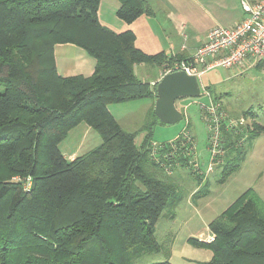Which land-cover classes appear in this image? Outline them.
Returning <instances> with one entry per match:
<instances>
[{
	"label": "trees",
	"instance_id": "16d2710c",
	"mask_svg": "<svg viewBox=\"0 0 264 264\" xmlns=\"http://www.w3.org/2000/svg\"><path fill=\"white\" fill-rule=\"evenodd\" d=\"M101 2L0 0V264H137L160 252L156 224L168 206L179 205L177 183L157 168L171 172L164 160L174 156L189 166L193 139L182 135L154 151L160 121L153 111L137 147V134L108 107L157 99L156 86L136 76L137 65L170 67L187 58L145 54L134 32L99 22ZM118 2L117 16L128 25L154 15L146 0ZM59 44L94 59L92 76H62ZM83 123L102 143L67 160L60 145ZM223 143L235 152L231 137ZM263 211L249 189L210 223L211 244L188 242L214 253L202 264H264Z\"/></svg>",
	"mask_w": 264,
	"mask_h": 264
},
{
	"label": "rangeland",
	"instance_id": "374dc122",
	"mask_svg": "<svg viewBox=\"0 0 264 264\" xmlns=\"http://www.w3.org/2000/svg\"><path fill=\"white\" fill-rule=\"evenodd\" d=\"M149 2L155 10L157 8L159 20H143L141 17L129 27L137 35L138 48L141 47L148 55L158 53L156 45L152 43H156L159 37L164 38V24L168 22L164 13L167 5L172 13L168 29L173 31L177 28V33L187 35V38H180L179 33L176 35L179 40L176 48L186 43L193 49L208 27L213 24L229 25L232 18V22L236 20L233 14H222L213 9L207 14L201 7L202 0ZM237 14H241L239 10ZM100 21L115 33L128 29V24L119 19L114 8L109 7L108 0L102 6ZM155 67L138 65L135 69L136 76L140 81L146 82L148 75H154L159 82L170 68L159 65ZM198 80L202 93L200 97L176 101V108L183 114V119L172 125L158 122L153 130L154 151L163 144L172 143L179 136L188 135L193 139L194 152L189 166H184L178 161L179 156H174V160H164L166 163L170 162L171 172H167L165 164L162 169L157 168V172L160 171L164 177L177 183L180 202L177 208L168 206L156 224L155 236L161 247L160 252L141 259L137 264L209 262L214 253L207 247L194 246L188 242L189 239H196L204 245L211 244L210 239L214 237L209 228L210 223L249 189L256 192L264 208V67L249 68L244 63L232 69L216 68ZM2 91L0 87V93ZM155 103L156 98L108 107L124 130L137 134V147L142 146L147 135V131L140 130L148 121L150 112L154 111ZM210 107H218L220 131L216 145L213 143V132L208 127ZM223 125L228 137L235 141V144L232 143L235 150L233 153L225 152L223 148V141L228 139L222 133ZM88 128L83 123L68 134L60 145L63 154L81 156L101 145L99 134L91 128L87 132ZM254 136L256 138L252 139ZM217 153L219 157H216ZM197 191H200V196L193 200Z\"/></svg>",
	"mask_w": 264,
	"mask_h": 264
},
{
	"label": "built area",
	"instance_id": "2783aa9c",
	"mask_svg": "<svg viewBox=\"0 0 264 264\" xmlns=\"http://www.w3.org/2000/svg\"><path fill=\"white\" fill-rule=\"evenodd\" d=\"M240 3L245 14L242 21L232 28H211L206 42L191 57L171 65L165 75L183 71L199 79L208 71L216 68L232 69L244 64L248 59H251L254 65H264V0H240ZM208 110L211 114L207 117L208 127L213 132V143L216 145L220 131L218 107H210ZM26 182L25 188L29 191L31 179ZM213 240L214 238H211L210 242Z\"/></svg>",
	"mask_w": 264,
	"mask_h": 264
},
{
	"label": "crops",
	"instance_id": "0c3cea01",
	"mask_svg": "<svg viewBox=\"0 0 264 264\" xmlns=\"http://www.w3.org/2000/svg\"><path fill=\"white\" fill-rule=\"evenodd\" d=\"M146 1L148 2V5L150 6V8L153 10L154 15H152V16H141L143 18V20H145V19H158L159 20L158 13L156 11L157 8L155 10L154 6L150 4L149 0H146ZM160 1L162 2V0H160ZM105 2H106V0H102V2L100 4L99 13H98L99 19L101 18L102 6ZM108 2H109V7L114 8V12H115V14H117V11L120 8V4H119L118 0H108ZM213 3H215V4L212 5ZM201 7L203 10H205V12L207 14L209 13L208 11L212 10V9L215 12L219 11L222 14H224L225 12H226V14H233V17L236 18V20L234 22H232L233 21V18H232L229 25H221L222 27H225V28L234 27L236 24H238L240 21H242L243 18L245 17V14H244L243 9L241 7L240 0H202ZM238 10L241 13L239 16L237 14ZM164 13H165V18H167V20H168V22H165V24H164V30H163V33H164L163 37L164 38L159 37L158 41L156 43H152V44L156 45L157 52H158L157 54L164 53L168 57H173L176 55H184L186 58L191 57L195 53V51L198 48H200L206 42L208 32L210 31L211 27L214 26V24L211 25L210 27H208L207 31H205L204 33L201 34V36L198 39L199 43L196 46H194L193 49H191V46H187L186 43L183 44L182 46L176 48L175 45H177L176 42L178 40L176 35L179 33L180 38L181 37L187 38V35L182 34L181 32L177 33L176 32L177 28H174L173 31H171V29H168V26L170 25L171 17H172V13H171V10L169 9L168 5H167V9H165ZM101 24L103 25L102 22H101ZM133 24H131V25H133ZM131 25H127L128 29H126L124 31L131 30L132 32H134V34L136 36V47L138 48V46H137V35H136L134 30L129 28ZM103 26L108 27L106 24H104ZM183 41H184V39L182 40V42ZM163 42H165V45L163 44ZM167 45H169V47ZM178 45H180V43H178ZM138 49L141 50L142 48L140 47ZM144 52H145V50H144ZM55 60H56V66H57L58 72L64 77H70V76L90 77V76H92V74L94 72L95 60L92 59L91 57H89L88 55H86L83 50H81L80 48H78L77 46H75L73 44H59V45H57L55 47ZM245 63L249 68H259L262 66L264 67L263 64L254 65V62L251 59H248ZM136 67H135V69H136ZM163 76H161V78ZM147 77H148V80L146 82L149 83L152 87L156 86V84L158 83V79H156V77H154V75H148ZM89 129H90V127L88 128L87 132H89ZM64 155L66 158L68 157L67 160H70V161H72L76 157H78V155H76V154H72L71 156H67L66 154H64Z\"/></svg>",
	"mask_w": 264,
	"mask_h": 264
},
{
	"label": "water",
	"instance_id": "95a60500",
	"mask_svg": "<svg viewBox=\"0 0 264 264\" xmlns=\"http://www.w3.org/2000/svg\"><path fill=\"white\" fill-rule=\"evenodd\" d=\"M156 92L155 115L160 123L172 125L183 119V114L176 108V101L200 97L201 86L197 77L179 71L164 75L156 84Z\"/></svg>",
	"mask_w": 264,
	"mask_h": 264
}]
</instances>
